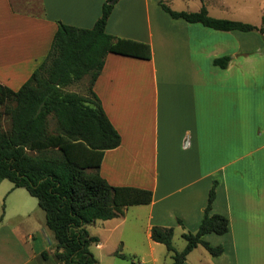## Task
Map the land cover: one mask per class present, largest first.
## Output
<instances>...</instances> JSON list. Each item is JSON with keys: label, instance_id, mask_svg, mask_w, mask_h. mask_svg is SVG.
Instances as JSON below:
<instances>
[{"label": "crops", "instance_id": "crops-1", "mask_svg": "<svg viewBox=\"0 0 264 264\" xmlns=\"http://www.w3.org/2000/svg\"><path fill=\"white\" fill-rule=\"evenodd\" d=\"M106 1L0 0V84L17 90L45 59L57 22L90 28ZM160 3L118 0L107 20L106 32L149 44L151 58L108 53L92 85L121 137L116 148L104 152L99 173L112 186L152 191L150 203L131 206L147 213L144 228L151 248L152 226L197 230L208 192L217 181L211 213L225 215L229 229L219 236L206 234L205 239L216 240L212 244L228 239L235 248V224L247 216L264 233V194L248 199V212L235 194L242 161L241 131L235 126V118H240L239 97L235 100L240 89L235 61L241 53L240 35L173 19ZM202 5L217 18L228 9L224 0H204L198 9ZM225 55L230 56L226 68L213 64L214 58ZM210 71L217 79H209ZM210 109L220 119L217 146L203 130L209 126ZM225 118H233L234 124L230 120L224 125ZM214 147L223 157H212ZM6 180L0 182V264H59L38 202ZM124 214L95 223L103 225ZM96 236L101 249L104 243ZM211 257L208 264H226L222 254Z\"/></svg>", "mask_w": 264, "mask_h": 264}, {"label": "trees", "instance_id": "trees-1", "mask_svg": "<svg viewBox=\"0 0 264 264\" xmlns=\"http://www.w3.org/2000/svg\"><path fill=\"white\" fill-rule=\"evenodd\" d=\"M117 1L104 2L101 15L90 28L57 22L50 49L30 77L17 90L0 84V182L7 179L37 199L45 225L53 234V257L59 264H98L89 246L99 238L86 227L117 217L128 206L152 200L151 190L112 186L99 173L104 152L116 148L121 137L92 85L108 53L151 58L149 44L106 32ZM160 6L173 19L221 31L258 30L264 36V13L257 27L213 17L204 5L198 11L173 10L164 3ZM229 60L225 55L214 58L213 64L226 68ZM85 78V93L65 90ZM216 185L213 181L197 230L181 234L186 242L182 250L173 246V227H151L150 238L165 245L172 264H182L198 245L213 257L223 254L222 245H211L205 239L206 234L222 235L229 229L225 215L211 213ZM42 255L46 256L45 252Z\"/></svg>", "mask_w": 264, "mask_h": 264}, {"label": "rangeland", "instance_id": "rangeland-1", "mask_svg": "<svg viewBox=\"0 0 264 264\" xmlns=\"http://www.w3.org/2000/svg\"><path fill=\"white\" fill-rule=\"evenodd\" d=\"M162 1L174 10L198 11V7L204 0ZM224 2L228 4V9L221 14V18L248 22L257 27L261 25L264 0H224ZM215 13L217 12H213L214 16ZM234 32L240 35L241 43L240 56L235 60L240 73V89L235 92V100L237 101L239 97L240 101V118H235V126H239L241 131L242 151L241 177L235 187V194L239 197L240 205H243V211L245 208L248 212V199L259 192L264 194V155L260 153L264 152V147L251 153L254 147L264 145V36L258 30ZM209 79L215 80L217 76L210 71ZM87 84L85 78L65 87V90L83 94ZM217 118V115L213 114V109H210L209 126H203V130L209 132L208 137L212 138L214 143L217 136L215 130L220 129L218 126L220 119ZM230 120L232 124L233 118L229 120L225 118L224 125H227ZM2 121L3 126L7 127L8 122L4 119ZM52 127L53 123H51ZM212 157L221 158L223 153L214 147ZM21 190L27 192L24 188ZM28 196L37 205V199L34 196ZM131 206L124 208V217L108 221L103 225L95 223L88 226L91 234L98 235L104 243L101 249L96 247V244L89 246L98 264H172L171 253L167 251L165 245L153 241H150L153 247L149 245L144 228L147 222L145 209ZM234 230L235 248L228 239L225 242V239H221L219 244H212L216 243L214 242L216 240L209 242L211 245L223 246L222 255L225 263L264 264V233L252 225L249 216L241 224L237 222ZM182 232V228H174L172 243L177 250H182L186 245ZM211 236L219 238V235ZM121 241L124 242L123 245ZM117 251L121 252V255ZM211 258L206 249L198 245L187 254L183 264H208Z\"/></svg>", "mask_w": 264, "mask_h": 264}]
</instances>
